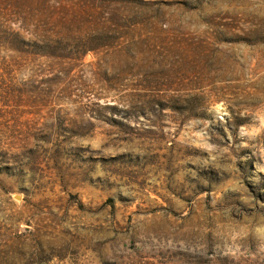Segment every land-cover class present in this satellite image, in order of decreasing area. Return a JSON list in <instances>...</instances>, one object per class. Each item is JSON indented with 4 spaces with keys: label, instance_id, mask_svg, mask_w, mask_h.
<instances>
[{
    "label": "rangeland",
    "instance_id": "374dc122",
    "mask_svg": "<svg viewBox=\"0 0 264 264\" xmlns=\"http://www.w3.org/2000/svg\"><path fill=\"white\" fill-rule=\"evenodd\" d=\"M0 264H264V0H0Z\"/></svg>",
    "mask_w": 264,
    "mask_h": 264
},
{
    "label": "trees",
    "instance_id": "16d2710c",
    "mask_svg": "<svg viewBox=\"0 0 264 264\" xmlns=\"http://www.w3.org/2000/svg\"><path fill=\"white\" fill-rule=\"evenodd\" d=\"M15 35H16V36H19L18 33H16V32H15Z\"/></svg>",
    "mask_w": 264,
    "mask_h": 264
}]
</instances>
